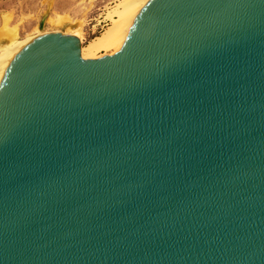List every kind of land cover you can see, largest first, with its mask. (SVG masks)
I'll return each mask as SVG.
<instances>
[{
	"label": "water",
	"instance_id": "1",
	"mask_svg": "<svg viewBox=\"0 0 264 264\" xmlns=\"http://www.w3.org/2000/svg\"><path fill=\"white\" fill-rule=\"evenodd\" d=\"M0 264H264V0H147L96 58L25 44L0 80Z\"/></svg>",
	"mask_w": 264,
	"mask_h": 264
},
{
	"label": "bare ground",
	"instance_id": "2",
	"mask_svg": "<svg viewBox=\"0 0 264 264\" xmlns=\"http://www.w3.org/2000/svg\"><path fill=\"white\" fill-rule=\"evenodd\" d=\"M147 0H118L107 8L105 18L109 20L106 27L88 41H84L83 20H73L71 16L46 14L45 21L57 28V31L70 33L80 40V51L84 58H95L99 53L118 50L139 9ZM71 17V18H70ZM5 22L0 26V80L14 55L32 38L46 31L37 30L35 34L21 38L17 27H8ZM46 22V23H47ZM61 30H60V29ZM108 54V53H107Z\"/></svg>",
	"mask_w": 264,
	"mask_h": 264
},
{
	"label": "rangeland",
	"instance_id": "3",
	"mask_svg": "<svg viewBox=\"0 0 264 264\" xmlns=\"http://www.w3.org/2000/svg\"><path fill=\"white\" fill-rule=\"evenodd\" d=\"M116 1L118 0H0V26L6 17V25L17 27L19 36L25 38L35 34L37 30L57 31V28L44 19L46 14H62L71 16L73 20H83L86 42L98 35L109 23L105 12ZM107 53L111 54L110 51ZM107 53H99V56Z\"/></svg>",
	"mask_w": 264,
	"mask_h": 264
}]
</instances>
